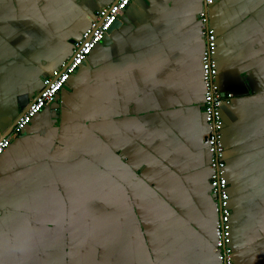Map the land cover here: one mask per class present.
<instances>
[{
  "label": "crops",
  "instance_id": "obj_1",
  "mask_svg": "<svg viewBox=\"0 0 264 264\" xmlns=\"http://www.w3.org/2000/svg\"><path fill=\"white\" fill-rule=\"evenodd\" d=\"M109 2L0 0V134ZM201 11L233 94L229 244L235 264H264V0H131L133 28L114 27L0 155V240H32L0 264H220Z\"/></svg>",
  "mask_w": 264,
  "mask_h": 264
},
{
  "label": "built area",
  "instance_id": "obj_2",
  "mask_svg": "<svg viewBox=\"0 0 264 264\" xmlns=\"http://www.w3.org/2000/svg\"><path fill=\"white\" fill-rule=\"evenodd\" d=\"M131 0H110L102 5L90 24L82 31L81 36L73 43L70 56L62 60L42 80L40 90L32 97L26 109L21 112L9 134L0 135V155L9 146L13 136L20 133L31 119L51 103L64 88L67 80L78 67L84 63L92 49L102 40L116 18L122 14ZM199 17L202 22V34L205 47L201 55L202 82L204 95L202 109L208 124V132L203 141L209 153L210 185L214 195L215 210L218 218L214 224V251L220 264H234L232 248L230 247V214L229 190L226 178V166L222 142L223 119L220 108L223 103H230L233 99L231 92H223L216 85L217 65L213 54L216 48V32L207 23L206 11H201Z\"/></svg>",
  "mask_w": 264,
  "mask_h": 264
},
{
  "label": "water",
  "instance_id": "obj_3",
  "mask_svg": "<svg viewBox=\"0 0 264 264\" xmlns=\"http://www.w3.org/2000/svg\"><path fill=\"white\" fill-rule=\"evenodd\" d=\"M129 22H130V21L127 19L126 15H125L124 13L120 14V15L116 18V20L114 21V23L110 26V28L107 30V32L103 35L101 42H103L104 44H106V43H108V42L110 41V36H109V34H110L111 30H112L114 27H118V26H120L122 32L127 31V30L133 28L132 25L129 26ZM251 73L254 74V72H253L252 70H251ZM64 88H65V89L68 88L66 84L64 85ZM25 99H26V95H25V94H21V95H19V97H18V99H17V103H18L19 105H24L23 103L25 102ZM57 99H58V95L55 97V99L52 101V103H56V104H57ZM10 131H11V130H10ZM10 131H9V132H10ZM9 132H7V133H3V134L6 135V134H9ZM3 134L1 133L0 135H3ZM224 158H225V152H224ZM214 242H215V241H214ZM230 247H231V245H230ZM231 248H232V247H231ZM232 251H233V250H232ZM232 256H233V253H232ZM233 261H234V258H233ZM234 264H235V262H234Z\"/></svg>",
  "mask_w": 264,
  "mask_h": 264
},
{
  "label": "clouds",
  "instance_id": "obj_4",
  "mask_svg": "<svg viewBox=\"0 0 264 264\" xmlns=\"http://www.w3.org/2000/svg\"><path fill=\"white\" fill-rule=\"evenodd\" d=\"M31 244L32 240L30 237L20 242H12L5 238L3 240H0V250H3L5 254L25 252L31 247Z\"/></svg>",
  "mask_w": 264,
  "mask_h": 264
},
{
  "label": "rangeland",
  "instance_id": "obj_5",
  "mask_svg": "<svg viewBox=\"0 0 264 264\" xmlns=\"http://www.w3.org/2000/svg\"><path fill=\"white\" fill-rule=\"evenodd\" d=\"M56 264H62V262L61 261H58V262H56Z\"/></svg>",
  "mask_w": 264,
  "mask_h": 264
},
{
  "label": "flooded vegetation",
  "instance_id": "obj_6",
  "mask_svg": "<svg viewBox=\"0 0 264 264\" xmlns=\"http://www.w3.org/2000/svg\"><path fill=\"white\" fill-rule=\"evenodd\" d=\"M58 94H59V93H58ZM58 94H57V95H58Z\"/></svg>",
  "mask_w": 264,
  "mask_h": 264
}]
</instances>
